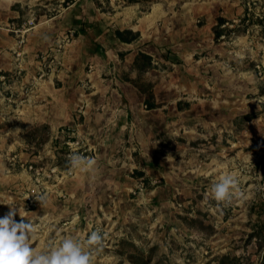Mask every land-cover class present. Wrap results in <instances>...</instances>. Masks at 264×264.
Listing matches in <instances>:
<instances>
[{
    "label": "rangeland",
    "instance_id": "obj_1",
    "mask_svg": "<svg viewBox=\"0 0 264 264\" xmlns=\"http://www.w3.org/2000/svg\"><path fill=\"white\" fill-rule=\"evenodd\" d=\"M73 2L33 0L1 25L13 40L0 42V218L6 204L42 218L36 253L100 231L94 264H264V0H94L105 14L157 2L224 20L206 58L135 80L156 91L157 107L133 111L115 143L123 113L108 89L123 65L86 57ZM74 154L94 167H71ZM228 173L244 195L218 203L211 185Z\"/></svg>",
    "mask_w": 264,
    "mask_h": 264
},
{
    "label": "crops",
    "instance_id": "obj_2",
    "mask_svg": "<svg viewBox=\"0 0 264 264\" xmlns=\"http://www.w3.org/2000/svg\"><path fill=\"white\" fill-rule=\"evenodd\" d=\"M32 1L0 0V42L12 43V36L5 34L1 25L6 24L8 19L19 18L22 10L25 7L29 8ZM71 6L69 13L73 14L71 23H74L71 28L75 32V39L83 41L85 46L83 52L86 57L94 63L104 59L112 66L123 65V76H120V72H114L112 76L114 87L108 89L113 101L112 110L116 111L121 106L117 111L123 113L121 121H118L112 129L116 132L115 135H110L114 143L120 141V130L127 128L129 123L127 119L129 118V121H131L130 118L135 119L133 111L138 112L144 106L143 95L129 81L137 80L140 75H150L161 63L186 70L184 65H192L197 63L198 59H204V54H209L208 51L212 48L211 43L215 42L213 34L215 25L210 20L207 21L203 13L197 14L198 9L189 11L186 8H180L175 11L170 8L164 9L161 4L152 2L147 11H142L140 3H136L129 4L120 11L105 14L100 12L94 0H84L83 5L82 0H74ZM65 13L57 10L59 19L61 14ZM199 16L205 18L202 25L195 24ZM50 22L57 24L59 21H43L37 24L33 29L37 37L44 36ZM82 22H87L89 28L85 29ZM116 30L131 31L137 33L139 37L130 43L121 42L115 37ZM138 53L151 58V66L145 72L139 73L135 68V57ZM153 94L157 103L155 90ZM175 106L178 110L177 103Z\"/></svg>",
    "mask_w": 264,
    "mask_h": 264
},
{
    "label": "clouds",
    "instance_id": "obj_3",
    "mask_svg": "<svg viewBox=\"0 0 264 264\" xmlns=\"http://www.w3.org/2000/svg\"><path fill=\"white\" fill-rule=\"evenodd\" d=\"M19 131V130H17ZM73 168L90 169L95 162L79 154L69 158ZM212 197L218 203L227 204L234 198L242 199L243 190L240 180L234 173L222 175L218 182L211 185ZM41 206L44 196H36ZM9 212L0 218V264H94V254L102 250L103 236L100 231H93L88 238L81 242L71 237L62 238L57 244L50 242L47 250L36 253L30 244L35 238L39 218L35 213L17 209L15 204H6ZM21 219L17 221L16 215ZM29 215L34 219H27Z\"/></svg>",
    "mask_w": 264,
    "mask_h": 264
},
{
    "label": "trees",
    "instance_id": "obj_4",
    "mask_svg": "<svg viewBox=\"0 0 264 264\" xmlns=\"http://www.w3.org/2000/svg\"><path fill=\"white\" fill-rule=\"evenodd\" d=\"M224 23L223 19H218L217 25L213 28L214 39L217 40L222 31L219 30V27ZM84 30V29H83ZM115 37L119 39L121 42L130 43L138 39L139 35L136 33H132L131 31H115ZM151 66V58L142 53H138L135 57V68L140 72H145ZM137 90L144 96L145 106L149 109L156 108V104L154 103V97L151 92V88L145 89L143 87H139L135 84V81H129ZM260 170L262 172V176L264 177V155L260 159L259 163Z\"/></svg>",
    "mask_w": 264,
    "mask_h": 264
},
{
    "label": "built area",
    "instance_id": "obj_5",
    "mask_svg": "<svg viewBox=\"0 0 264 264\" xmlns=\"http://www.w3.org/2000/svg\"><path fill=\"white\" fill-rule=\"evenodd\" d=\"M24 25H25V24H24ZM14 32H15V33H20L21 30L16 29Z\"/></svg>",
    "mask_w": 264,
    "mask_h": 264
}]
</instances>
